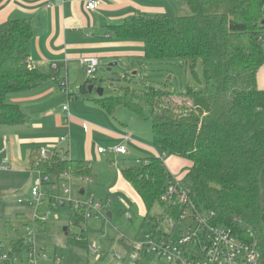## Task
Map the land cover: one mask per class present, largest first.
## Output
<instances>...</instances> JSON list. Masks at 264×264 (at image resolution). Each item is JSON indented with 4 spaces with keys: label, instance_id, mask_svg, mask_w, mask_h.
Listing matches in <instances>:
<instances>
[{
    "label": "trees",
    "instance_id": "16d2710c",
    "mask_svg": "<svg viewBox=\"0 0 264 264\" xmlns=\"http://www.w3.org/2000/svg\"><path fill=\"white\" fill-rule=\"evenodd\" d=\"M159 1V0H147ZM190 14L165 17L141 12L108 29L123 40L140 41L148 61L183 60L193 74L202 61L199 90L185 93L165 88L138 89L124 86L119 94L91 100L107 115L122 107L144 119L151 117V145L188 160L190 167L182 181L189 200L199 211L213 212L214 224L223 226L240 240L255 242L264 264V90L257 87V73L264 65V0H184ZM32 26L25 20L9 21L0 30V127L21 126L26 117L16 104L6 101L11 94L28 92L49 80L63 89V80L43 73L30 64ZM102 79H88L79 87L88 95ZM94 90V89H93ZM69 98L73 95L69 94ZM88 160L63 157L52 149L39 159V147L31 150L29 166L55 184L68 173L72 179L93 180ZM132 186L146 213L135 240L157 227L151 208L172 180L161 156L144 160L136 167L120 170ZM178 209H176L177 212ZM90 210H73L72 225L79 227ZM25 220L24 214H17ZM45 222L34 220L35 233ZM6 229H12L6 222ZM147 228L143 231V228ZM71 244L87 248L82 231L79 240L66 234ZM127 250L129 243L121 239ZM21 240L11 241L17 248ZM103 256L101 257V259ZM136 264H144L143 259Z\"/></svg>",
    "mask_w": 264,
    "mask_h": 264
},
{
    "label": "rangeland",
    "instance_id": "374dc122",
    "mask_svg": "<svg viewBox=\"0 0 264 264\" xmlns=\"http://www.w3.org/2000/svg\"><path fill=\"white\" fill-rule=\"evenodd\" d=\"M150 13L165 17L186 16L190 11L184 0H159L144 1ZM131 63L135 68L131 70L132 65L126 64V61L111 59L105 62L102 58L99 60L97 72L91 76L90 80L102 79L101 88L104 93L102 97L115 96L119 94V88L129 86L131 88L146 89L149 88H167L169 91L185 93L188 88L194 91L201 88L202 77V61L200 60L192 74L183 60H164V61H148L144 58H135ZM140 61V63H135ZM135 63V64H134ZM74 71L76 77H80L84 83V69L78 64L71 65V71ZM70 91L73 93V81L70 79ZM99 98L96 89L90 95ZM58 112V111H57ZM63 118L62 114H58ZM114 117L121 123L129 127L131 135L137 136L142 141L151 144V117L147 110L144 119L135 117L122 107H118ZM54 119H50L48 124L49 138L57 139V142H49L52 147L60 144L63 148H67L68 142H59L61 138L66 141L67 134L65 131L56 129ZM4 130V129H0ZM65 135V136H64ZM134 136V138H136ZM54 140V141H55ZM104 143H100L103 145ZM49 146V145H42ZM128 146V145H127ZM104 150H109L114 146H98ZM2 148L0 147V150ZM163 151V150H159ZM98 153V148L96 149ZM0 152V168L2 161ZM14 161L9 163L8 171L4 172L0 169V243L4 246L12 240L20 239L25 235V227L29 226L33 229V218L39 219L47 216L41 233H37L35 241L38 245L44 246L50 257L55 254L61 259L60 264H127V250L122 246L120 240H133L144 220V208L133 188L126 185L132 190L133 197L126 192L116 194V200L110 201L107 194L106 184L113 183L119 177V171L124 168L136 167L144 162L146 154L140 156L112 157L110 153L98 155L99 158L89 159L93 174L100 178V184L96 185L93 180L80 181L72 179L70 182L61 180L55 184V180L48 177V182L43 183L40 187L39 195L42 203L35 208L31 202V190L34 181L39 178L38 172L29 169L28 158L23 153L20 161L17 159V152L12 154ZM165 165L171 175L173 181H185V174L189 168L190 162L185 159L176 157L175 155L165 152ZM183 172L181 176L176 177L178 173ZM180 175V174H179ZM121 180V179H120ZM106 184L102 185L101 183ZM55 186V188H54ZM83 187L86 191L84 196L79 195V189ZM64 188H69V195L64 193ZM72 201H90L94 205H104V210L110 213V218H96L87 216L80 223L79 227L71 224L70 218L73 209L68 202V197ZM136 196V197H135ZM20 200L21 203H18ZM137 201V203H136ZM139 201V202H138ZM109 203V204H108ZM107 205V206H106ZM166 209L159 203L155 204L149 211L150 216L154 218L161 217L165 214ZM17 214H24L25 220H18ZM127 214L129 217H127ZM6 222H11L13 228L6 229ZM64 228L68 230L71 238L80 236L84 231L87 236V248L79 247L71 244L65 235ZM147 228H143L145 231ZM91 249H97L103 258L99 261L95 259L96 255ZM116 255L121 256L123 261L115 258ZM144 264H164L151 256L143 259ZM47 264H51L50 261Z\"/></svg>",
    "mask_w": 264,
    "mask_h": 264
},
{
    "label": "crops",
    "instance_id": "0c3cea01",
    "mask_svg": "<svg viewBox=\"0 0 264 264\" xmlns=\"http://www.w3.org/2000/svg\"><path fill=\"white\" fill-rule=\"evenodd\" d=\"M100 1L99 8L89 11L85 8V0H0V30L12 20L29 22L33 30L28 49L31 66L43 73L53 74L65 83V88L60 89L53 80H49L28 92L7 97L6 101L18 105L26 117L24 125L0 127L4 129L0 130L1 158L7 160V165L14 161L13 152L14 154L17 152V159L20 161L23 153H26L29 165L31 150L42 145H49L63 157L66 155L76 160L89 161L94 155L95 158H99L98 155L105 153H97L98 146L117 145H124L127 153L125 155L110 151L106 153H110L112 157L140 156L143 153L150 157L158 156L159 151L155 147L131 135L129 127L114 117L117 108L113 116H109L91 100L94 97L90 95L95 88L91 94H79V87L88 80L81 59L96 57L98 63L100 58L105 62L113 58L119 61L127 60L126 64H131L133 71L135 66L131 60H136L137 57L144 58L143 44L140 41L119 39L108 27L120 25L141 12H150L144 6L145 0ZM74 64L84 69L86 76L84 83L80 77L73 75L71 65L73 67ZM70 79L73 81V93L69 89ZM257 87L264 90V65L257 73ZM69 94L73 96L69 98ZM62 106L68 107L69 116L62 111ZM58 114H62L63 118ZM52 118L56 123L55 128L67 134L64 141L68 142L66 149L60 144H56L55 147L48 144L58 141L48 137L50 135L48 124ZM125 136H130V140H126ZM150 157H145L144 160ZM90 166L93 169L92 165ZM29 169L32 170L30 166ZM182 173H178L176 177H180ZM99 181L100 178L95 175L92 182L99 185ZM106 182L101 184L104 185ZM125 182L120 175L114 184L111 182L106 184L110 201H115L116 194L120 192H126L131 195L130 197L135 195ZM85 193L83 187H80L79 195L84 196ZM144 211L146 213L145 208ZM139 230L141 233L142 230L140 228Z\"/></svg>",
    "mask_w": 264,
    "mask_h": 264
},
{
    "label": "built area",
    "instance_id": "2783aa9c",
    "mask_svg": "<svg viewBox=\"0 0 264 264\" xmlns=\"http://www.w3.org/2000/svg\"><path fill=\"white\" fill-rule=\"evenodd\" d=\"M85 2V8L89 11H94L101 5L100 0H85ZM260 40L264 45V34L260 37ZM81 63L85 66L88 78L97 72L99 63L96 57L83 58ZM63 85L65 88L64 82ZM61 109L69 116L67 106H62ZM125 139L130 140V136H125ZM59 141L63 142L65 140L61 138ZM52 149L50 146H40L39 159H47ZM107 151L121 155L127 153L124 145L114 146ZM98 152L105 153L106 150L98 148ZM158 156L164 159L165 154L158 153ZM8 169L7 160L4 159L1 170L6 171ZM38 174L39 178L34 181L31 190V202L35 208L42 203L39 195L40 187L43 183L48 182V177L41 175L39 172ZM60 179L68 182L72 180L68 173H63ZM64 193L69 195V188H64ZM68 198L73 210L87 209L92 211L97 219L100 217L106 219L103 212L104 205H94L90 201H72L70 196ZM159 201L166 211L163 216L156 218L157 227L154 231L146 232L138 240H129L122 237L129 243V249H126L127 264H136L138 260L144 259L146 256H151L164 264H263L255 242L242 241L230 230L215 225V214L197 210L189 200L187 191L181 182L171 180L160 196ZM18 203H21L20 200ZM176 209H178L177 212ZM47 217L48 215L39 219L33 218V221L45 222ZM127 217H129L128 214ZM25 230L23 237L12 240H21V246L13 248L11 241L7 246L0 243V264H47L48 261L51 264H60L61 259L57 254L54 253L50 257L47 249L37 244L34 228L30 229L29 226H26ZM76 237L79 240V236ZM91 250L96 255L95 259L97 261L101 260L102 255L100 252L97 249ZM115 258L123 261V258L119 255H116Z\"/></svg>",
    "mask_w": 264,
    "mask_h": 264
},
{
    "label": "water",
    "instance_id": "95a60500",
    "mask_svg": "<svg viewBox=\"0 0 264 264\" xmlns=\"http://www.w3.org/2000/svg\"><path fill=\"white\" fill-rule=\"evenodd\" d=\"M93 89H94V86L93 85H89L88 86V93L91 94ZM96 93L98 94L99 97H101L102 94H103V90L101 88H97L96 89ZM81 194H82V192H81ZM104 215H105L106 218H110L111 217L110 213H108L106 210L104 211ZM64 232L66 234V228H64Z\"/></svg>",
    "mask_w": 264,
    "mask_h": 264
}]
</instances>
